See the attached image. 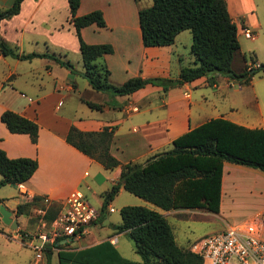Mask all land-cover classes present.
Returning a JSON list of instances; mask_svg holds the SVG:
<instances>
[{
  "label": "crops",
  "instance_id": "0c3cea01",
  "mask_svg": "<svg viewBox=\"0 0 264 264\" xmlns=\"http://www.w3.org/2000/svg\"><path fill=\"white\" fill-rule=\"evenodd\" d=\"M241 1L227 0L228 12L237 25V36L240 27L247 26L246 21L239 18L243 14L239 8ZM0 2V8H6L12 0ZM151 3V0H80L77 15L93 10L102 12L105 26L83 27L81 36L88 44L113 47V52L104 54L102 61L114 84H122L135 76L175 79L183 66L193 63L190 30L178 33L170 45H143L138 10ZM0 36L21 52L54 54L71 63L66 67L47 56L21 60L0 54V116L5 110H12L35 120L39 126L37 142L33 143L26 133L10 132L0 119V148L6 155L9 158H34L38 162L32 176L23 183V189L9 184L12 191L4 194L0 188V205L17 223L13 229L0 217V239L5 246L17 241L21 247H29L27 239L23 240L21 235L26 219L16 215L17 205L25 200L40 196L45 207L56 202L61 208L71 192L80 190L89 203L101 211L103 193L119 182L122 164L145 163L149 157L170 149L175 138L203 122L223 117L245 127L264 128V111L259 105L256 112V93L253 90L251 94L249 90L251 82L240 84L223 75L211 80L210 76H203L167 91L161 85L147 83L130 95H111L92 89L70 59L74 56L79 62L81 54L67 0H23L16 15L0 21ZM186 51L188 61L183 57ZM243 61V65L247 64ZM259 63L255 58L254 65ZM85 101L102 104V107L91 108ZM71 126L81 131L114 127L109 150L121 165L107 169L69 144L66 135ZM124 192L127 191L121 186L113 201L143 205L141 200H136L140 197L123 196ZM247 204L260 206L254 213V220L262 215L264 172L224 162L219 212L214 213L219 216L222 227L242 224L230 223L224 216L231 215V208ZM107 208L102 221L100 213L86 234L68 241L65 247L81 249L109 240L122 256L140 261L120 251V236L126 232H117L115 226L120 224L121 217L119 223H112ZM37 209L44 212L40 207ZM188 210L194 209H160L159 212L167 218L170 214L176 216L178 211ZM106 227H112L115 232L109 234L104 230ZM260 228L264 238V225ZM172 230L177 244L183 246L178 243L176 229L172 227ZM49 233V229L48 232L40 231L34 245L52 242ZM41 235H46L48 241H42ZM34 245L36 257H41V250ZM55 257L58 261L57 253Z\"/></svg>",
  "mask_w": 264,
  "mask_h": 264
},
{
  "label": "trees",
  "instance_id": "16d2710c",
  "mask_svg": "<svg viewBox=\"0 0 264 264\" xmlns=\"http://www.w3.org/2000/svg\"><path fill=\"white\" fill-rule=\"evenodd\" d=\"M22 1L12 0L10 6L0 8V21L16 15ZM67 1L79 39L84 66L81 74L94 90L111 95H130L151 83L161 85L167 91L203 76H210L211 80L217 75L248 85L254 74L264 72V63L254 65L255 58L251 65H243L240 71L232 68L240 45L237 25L228 12L227 0H152L151 5L138 10L143 45H170L178 33L190 30L193 63L183 66L175 79L135 76L122 84H114L109 79L107 65L102 61L104 54L113 52V47L110 44H88L81 36L83 27L91 24L105 26L102 12L93 10L77 15L80 0ZM0 54L21 60L47 56L63 66L71 65L54 54L21 52L1 36ZM242 58L245 60L244 56ZM85 102L91 108L102 107V104ZM0 119L10 132L26 133L33 143L37 142L39 126L35 120L12 110L3 111ZM113 134L114 127L81 131L71 126L66 141L105 168L113 169L121 165L109 150ZM224 162L264 172V128L245 127L223 117L211 118L175 138L170 149L149 157L145 163L122 164L119 182L103 193L100 221L121 186L164 211L205 209L218 213ZM37 166L34 158H9L0 148V187L25 183ZM41 200L42 197L34 196L18 204L16 215L30 216L33 208L40 207L44 210L41 220L50 226L60 204L53 202L45 207ZM119 213L121 222L115 228L131 238L140 261L122 256L109 240L81 249H68L65 247L67 242L61 243L62 238H56L42 246L46 264H51L53 247L57 249L58 264H203L202 258L191 252L189 246L177 244L172 227L161 212L146 206L127 205L121 207ZM21 235L23 240L29 238L25 231Z\"/></svg>",
  "mask_w": 264,
  "mask_h": 264
},
{
  "label": "rangeland",
  "instance_id": "374dc122",
  "mask_svg": "<svg viewBox=\"0 0 264 264\" xmlns=\"http://www.w3.org/2000/svg\"><path fill=\"white\" fill-rule=\"evenodd\" d=\"M152 2V0H151ZM2 2H0V7ZM240 11L242 16L239 18L246 21L247 26L255 33L254 38H247L241 31H238V41L240 45V51L237 52L232 61V68L235 71H240L243 67L244 61L242 56L245 57L246 63L251 65L253 59L256 58L258 62L264 63V0H242L240 2ZM184 59L188 61V53L183 52ZM190 54V53H189ZM72 60L73 66L80 70L84 69L83 63L81 58L79 57V62L74 56L70 58ZM192 65V64H188ZM248 65V66H249ZM84 80L85 77L82 76ZM250 93L254 90L256 93V112L257 108L260 105L261 109L264 111V72L258 71L256 74L253 75L251 80V87ZM104 92V91H102ZM1 176V175H0ZM4 194H9L12 189L9 184H5L0 187ZM123 196H129L130 198H139L129 192H124ZM123 198V197H122ZM141 200L143 205L131 204L130 201L128 202H117L111 201V206L114 208L113 212H110L108 216L111 219L112 223H119L120 222V213L119 210L123 206L132 205V206H147L151 209H155L160 211L159 208L152 205L151 203L143 200V199H136ZM260 206L255 207L252 204L243 205L239 208H231L230 216H224V218L228 219L230 223H244L254 221L259 226L264 225V210L262 211V215H259L253 219L254 213L259 211ZM44 212L38 210L37 208H33L31 211L30 216H24L26 219L25 229L23 231L27 232L29 238L27 239L26 244L29 247H21L18 242L11 243L10 246H5V243L2 242L0 239V264H46V257L42 252L41 248V257H36L37 252L34 251L33 245L37 242L38 233L40 231H47L49 229V234H51V229L48 225L41 220V216ZM178 216V217H177ZM168 221L176 229L178 243L180 245L186 246L190 242H193L204 235L219 231L223 229L222 223L219 220V216L215 215L214 213H210L205 209H197L188 210V211H178L176 216L168 215ZM104 230H107L108 233H114L115 230L112 227H106ZM29 231V233H28ZM104 235V234H102ZM34 238H36L34 240ZM35 241V242H33ZM74 246V245H73ZM189 246V245H187ZM53 254L51 257L52 264H58L56 260L55 253L56 248L53 247ZM120 251L124 255L129 258H137L141 260L140 256L135 252L133 241L127 234H123L120 236ZM39 250V249H37ZM37 253V254H36ZM40 258V259H38ZM37 259V260H36ZM35 261V262H34Z\"/></svg>",
  "mask_w": 264,
  "mask_h": 264
},
{
  "label": "built area",
  "instance_id": "2783aa9c",
  "mask_svg": "<svg viewBox=\"0 0 264 264\" xmlns=\"http://www.w3.org/2000/svg\"><path fill=\"white\" fill-rule=\"evenodd\" d=\"M240 31L247 38L255 33L247 26ZM24 188L23 183L18 184ZM109 212L114 208L109 206ZM100 211L89 203L80 190L71 192L50 224L52 241L62 238L71 242L82 237L99 218ZM42 241H48L41 235ZM64 242V243H65ZM41 250L42 244L34 245ZM191 252L199 255L203 264H264V238L260 226L253 220L242 224H226L223 229L204 235L189 245Z\"/></svg>",
  "mask_w": 264,
  "mask_h": 264
},
{
  "label": "water",
  "instance_id": "95a60500",
  "mask_svg": "<svg viewBox=\"0 0 264 264\" xmlns=\"http://www.w3.org/2000/svg\"><path fill=\"white\" fill-rule=\"evenodd\" d=\"M0 217L5 223L11 224V228L14 229L17 226L16 221L11 219V213L6 210L2 205H0Z\"/></svg>",
  "mask_w": 264,
  "mask_h": 264
}]
</instances>
